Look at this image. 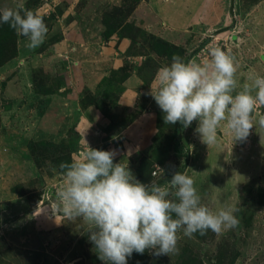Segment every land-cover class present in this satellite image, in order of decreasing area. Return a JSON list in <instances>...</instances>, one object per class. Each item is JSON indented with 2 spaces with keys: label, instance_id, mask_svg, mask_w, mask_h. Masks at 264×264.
<instances>
[{
  "label": "rangeland",
  "instance_id": "rangeland-1",
  "mask_svg": "<svg viewBox=\"0 0 264 264\" xmlns=\"http://www.w3.org/2000/svg\"><path fill=\"white\" fill-rule=\"evenodd\" d=\"M1 1H5L2 4L3 9H16L19 5H23L24 9L39 13L49 29L45 42L35 50L26 48L27 38H21L19 41L21 54L26 53L30 57L39 55L38 53L49 52L50 55L54 52L55 58L61 55L70 58L68 52L61 54L56 50L60 51L64 48L67 40L79 39L81 42L83 39L81 34L78 35L76 31H72V26L79 25L83 16L81 9L87 0H75L69 5L67 0H31L30 4L27 3L29 0ZM203 1H200V4ZM184 3L186 6L177 5L171 8L177 9V14L180 11L189 14L192 22L200 19L207 9V5L201 9L192 7L190 0H185ZM232 5L233 13L231 12ZM112 9L117 11L116 14L120 13L119 9L116 10V6ZM220 10L221 15H219ZM214 11L216 14L212 15L213 20L206 18V23L210 22L209 24L192 25L191 30H187V34L179 35L178 31L167 29L156 15L148 18L145 23L137 25L130 21L131 14L127 19L128 26L124 29L119 27L110 35L111 43L117 33L120 37L131 39L135 55H133V63L126 60L124 67L127 71L132 69V71L136 70L141 73L138 75L145 81V91L141 93L144 98L141 95L138 97L151 103L149 104L151 109L156 110L158 128L166 126L163 119L164 113L150 95V91L151 87H155L159 68L170 64L172 57L168 58L156 52L147 57L150 44L143 40L141 31H145L148 37L154 35L169 42L176 50H181V58L185 62H203L208 59L210 47H220L222 50L230 51L236 57V78L241 86L244 83H250L249 77L252 75L264 76V0H222L218 3L215 1ZM201 22H204L203 18ZM102 23L104 28L102 35L108 39L105 35L104 19ZM133 39L138 40V43L135 44ZM116 40L119 43L120 39ZM142 44L144 46L140 48ZM20 57L19 54L10 63V67L23 65L24 60L18 61ZM41 59L42 63L45 62L44 58L41 57ZM52 65L49 63L48 66H40L36 69L46 72V69ZM10 69L8 65L0 68V264H104L98 259L94 245L88 238L87 225L80 219L74 222L68 221L62 215L56 191L64 183L65 178L54 166L51 157L45 155L46 149L42 152V147L38 145L37 155L43 157L42 166L37 167L35 162L36 167L33 165L34 170L37 169V172L42 175L43 182H39L38 176L32 175L34 171L32 165L25 172L33 176L28 182L21 183L14 175L13 168L16 171L23 170L24 165L30 159L33 161L32 153L26 150L28 144L21 149V151L26 150L21 152L24 162L18 166L14 165L13 168L10 163L12 153L10 143L15 142H11V135L7 134V122L11 118L8 110L13 106V102H17L15 115L20 111L19 105L28 107L27 113L30 114L31 124L26 126L27 133L29 132L30 135L27 140L19 139L20 142L27 143L30 140H36L39 144H49L53 150L54 146L51 144L55 145L67 140L70 150L74 153V160L82 158L86 152L83 148L84 135L79 132V126L76 127L77 107L71 108L61 103V101H66V99H61V92L52 96L43 94L42 99L32 98L29 95H22L19 98L15 85L18 79L14 77V69L12 71ZM51 71L54 73V70L51 69ZM38 79L36 83L41 86L42 83L48 84V80L56 85L54 80L47 78L42 80V77ZM29 97L31 99L27 100ZM16 99L19 100L16 101ZM28 101L31 103L29 104ZM31 108L33 111L29 110ZM130 115H132L130 112L126 113L119 122L127 123ZM260 117H264V105L256 108L253 114L255 126L244 140H234L233 133L222 122L217 131V142L210 146L201 142L199 134L195 132L198 122L194 121L188 128L177 132L176 138H172L173 143L178 142L179 148H182L177 151L172 146L166 163L164 165L158 162L155 164L154 170L156 169L157 173L153 174V178L140 180L139 177L138 180L146 184L161 178H166L167 181L171 179L174 171L181 169V172L194 179L201 202L211 210L218 211L228 207L238 209L234 214L240 221L239 225L234 229L223 231L222 234L218 235L209 230L207 234L200 235L202 238L196 233L189 238L181 232L177 244L178 251L169 256H158L162 264H181L189 254L198 256L203 264H221L222 249L225 264H229L233 249L238 250L240 254L235 264H264V128L259 127ZM11 119L17 120L16 118ZM164 133L168 134V139H171L173 135L171 128H167ZM31 136L33 137L29 139ZM153 139L150 148L141 155L131 157L125 155L115 159V162L127 163L137 178L135 167L140 157L143 155L153 157L151 153L156 137ZM165 149L167 148L164 145L162 150ZM80 150H84L83 154L79 152ZM18 184L31 187L35 193L31 195L27 193L23 196L18 194L13 190V187ZM43 192L45 201L35 206L32 203L29 204L27 197L28 200H32V197L35 198L37 194L41 195ZM226 246H228L227 257L224 251Z\"/></svg>",
  "mask_w": 264,
  "mask_h": 264
},
{
  "label": "clouds",
  "instance_id": "clouds-1",
  "mask_svg": "<svg viewBox=\"0 0 264 264\" xmlns=\"http://www.w3.org/2000/svg\"><path fill=\"white\" fill-rule=\"evenodd\" d=\"M0 24L26 37L29 50L40 47L49 31L43 16L23 5L0 10ZM236 73V57L220 47H210L203 62H185L174 54L170 64L159 68L150 95L165 124L188 128L197 121L195 132L208 146L217 142L222 122L234 140H244L255 126L256 108L264 105V76L252 75L241 86ZM258 124L264 128V117ZM115 156V150L88 147L82 158L62 162L65 179L56 191L62 215L87 225L104 264H128L134 252L169 256L178 251L181 232L189 238L209 230L219 235L239 225L238 209L211 210L186 173L174 171L165 184H145L127 163H114Z\"/></svg>",
  "mask_w": 264,
  "mask_h": 264
},
{
  "label": "crops",
  "instance_id": "crops-1",
  "mask_svg": "<svg viewBox=\"0 0 264 264\" xmlns=\"http://www.w3.org/2000/svg\"><path fill=\"white\" fill-rule=\"evenodd\" d=\"M74 1L68 2L67 0V4L69 5V3H73ZM184 1L139 0L133 10L130 21L139 25L156 15L157 19L160 18L162 24L167 29L171 28L178 31L179 35L187 34V30H191L192 25L205 26L209 24L210 22L206 23V18L213 20V16L216 14L214 11L215 1L218 3L222 0H204L202 4H200L202 0H190L192 7L196 9H201L207 5V9L200 16V19L195 22H192L188 16L189 14L184 11L179 10L180 13L177 14L178 10L171 8L177 5L186 6ZM123 4L124 0H87V2H84V6L81 9L83 16L80 19L79 25H76V27L72 26L73 32L76 31V34H81L80 36L83 37L82 41L80 42L79 39L67 40L64 48L60 51L56 50V52L61 54L68 52L70 58L64 59L62 56L55 58L54 52L50 55L49 52H46L29 57L28 54H21L20 51L21 57L18 61L24 60V64L18 65V69L17 67L12 68L8 64V67L11 68L10 71L14 69V77L18 79V82L15 80L16 83L13 81L19 93L17 96L21 98L22 95H29L32 98L42 99L43 94L38 93L35 89L33 71L37 67L48 66L49 63H52V67L47 68L45 73L56 82L57 89L47 95H58L57 92H61V99H66L65 102L61 101V103L66 104L67 107H77L78 122L76 123V127L79 126V132L84 135L83 148L86 151L88 147L115 150V159L125 155L130 157L137 154L141 155L150 148L152 139L153 137L155 138L159 130L157 123L158 114L156 110L151 109L149 105L151 103L143 100L144 96L141 94L145 91V81L138 75L141 73H138L136 70L132 71L131 69L127 71L129 75L126 79L120 82L117 78L108 81L110 80L108 77L111 76L114 70L124 67V64L127 63L126 60L132 64L133 55H135L130 38L120 37L119 33H117L115 34L114 41L111 43L112 37L105 39L102 35L104 30L102 23L104 12ZM219 15H221V10ZM201 18L204 19L203 23L201 22ZM177 37L179 36L177 35ZM117 38L120 39L119 43H117ZM41 57L45 59V62L42 63ZM51 69L54 70V73ZM100 88L103 89L104 94L107 91L114 90V95L112 94L113 96L108 99L113 101V104L108 108V114H104L102 109L93 104L82 107V103L80 102L81 95L85 89L96 92ZM138 95H141L143 98L139 99ZM30 97L27 100L31 99ZM18 100L16 99V101ZM16 103H12L13 106L9 108L8 115L17 120L10 118L7 122V134L11 135L10 138L12 139L10 141L15 142L10 143L12 144L10 157L12 168L14 165L17 164L18 166L21 162H24L21 152L29 150L27 146L29 142L22 143L19 139L22 141L27 140L30 134H28L29 132L27 133L26 126L27 124H31L30 114L27 113L28 107L25 105L23 107L19 105V113L14 114ZM29 110L33 111L32 108ZM129 112L132 115H130L128 122L125 124L120 123V118ZM119 114L121 115L120 117L118 116ZM1 126L3 127V124ZM31 138L32 136L29 139ZM25 144L27 146L26 150L21 151ZM79 144L81 146V143ZM83 151L80 150L79 152L83 154ZM13 170L16 173L14 168Z\"/></svg>",
  "mask_w": 264,
  "mask_h": 264
},
{
  "label": "trees",
  "instance_id": "trees-1",
  "mask_svg": "<svg viewBox=\"0 0 264 264\" xmlns=\"http://www.w3.org/2000/svg\"><path fill=\"white\" fill-rule=\"evenodd\" d=\"M30 1L31 0H29L27 3L30 4ZM138 1L139 0H124V4L122 6H116V10L119 9L118 10L120 12L119 14H116L117 11H114L113 9L109 12L104 13L103 19H104V24L106 25V30H105L106 38H109L110 35H112V33L117 30V28L122 27V29H124V27L126 28L128 26L127 19H129L128 17L133 13V10L138 4ZM1 2H0V10H3L2 4L5 1H1ZM141 32H142V36L144 37L143 40H145V42L150 44V49H148L149 52L147 57H149L150 56L149 54L153 52H156L161 55H166V57L168 58H171L174 54H179L180 56H182L181 50H176V48L173 45L169 44V42L167 43L166 41H163L161 40V38L156 37L154 35H149L148 37L145 31H141ZM21 38H23V36L17 35L16 32L12 28H10L8 24H0V68L5 67L8 64L12 63L14 59L19 56L20 54L19 41ZM133 41L135 44L138 43V40L133 39ZM143 46L144 44H142L139 47L143 48ZM62 57L64 59H67L64 56ZM39 71H40L39 69H34L33 71L34 84L36 83V79L40 77H42V80H45L46 78L50 79V77H48L45 71L44 72L42 71L39 72ZM128 75L129 74L127 72V68L124 67L119 70H114L111 76L108 77V79H110L108 81H112L117 78L120 82L126 79ZM50 80L53 79L51 78ZM38 81L39 79L37 80V82ZM35 89L38 93L50 94L56 91L57 85L50 83V81L48 80V84L42 83V86L36 83ZM112 94L114 95L113 89L111 91L105 92V94L102 88H100L96 92H92L90 90L85 89L81 95L80 101L82 103V107H87L89 104H93L96 105L98 108L102 109L104 111V114H108V108L110 105L113 104L112 100H108L111 96H113ZM0 123H1V118H0ZM177 123L174 125L166 124V126H164L163 128L161 127L159 128L158 133L155 136L156 140L154 141V146L151 153L153 157H151V155H143L140 157L139 161L137 162V165L135 167V171L137 173V179H139V177L140 180L141 179L149 180L153 178V174L155 171L154 170L155 164L158 162L164 165L173 147L177 151H179L180 148H182V147L179 148L180 144L178 142L177 144L173 143V139H172L174 137L175 138L177 137V132L183 130L182 125L179 122ZM167 128H171L173 131V135L171 139L170 138L168 139V134L164 133L165 131H167ZM3 131L4 130L2 129V133ZM38 145L42 147V152L44 151V149H46L45 155H47V157H51L54 166L58 169L59 172H61V175H64V170L61 169L60 167L61 163L62 162L70 163L74 160V153L72 150H70L69 148L70 145L67 142V140L66 142L62 141L59 144H55V145L51 144L52 146H54L53 150L52 147H49V144L47 143L39 144L36 140H30L28 143V148L32 153L33 161L30 159L28 163L24 165L25 170L18 169V171H16L18 181L21 183L28 182L30 180L29 178H32L33 176L34 177L38 176L39 182H43L42 175L39 172H37V169L35 171L33 168L34 162L37 167L42 166L41 162L43 160V157L37 155ZM164 145L167 149L162 150ZM31 165L34 170L32 173L33 176H29L25 174V172L28 170V167H30ZM179 171L181 172L182 170L180 169ZM16 173L14 172V175H16ZM165 179L166 178H161L158 180L155 179V183H159V184L165 183L166 181ZM13 190L15 192L17 191L18 194L20 193V195L22 196L26 195L27 193H29L27 195H31L32 193H35L33 192L34 190L31 187H28L25 184L24 185L18 184L16 187L15 186L13 187ZM27 201L29 202V204L32 203L33 206H35V204L41 201H45L44 192L41 195L37 194L35 198L32 197V200H28L27 197ZM196 234L200 236L199 233ZM224 251H225V256L227 257L228 246H226V249H224ZM231 252L232 255L229 264H235L237 263L240 254L239 251L235 249H233ZM222 253L223 256L222 257L219 256L221 259L220 263L225 264L226 262H223V258H224L223 249H222ZM128 264H162V261L158 256L152 255L150 251H145V253L142 255L134 252L133 255L128 259ZM181 264H203V263L198 256L194 254H189Z\"/></svg>",
  "mask_w": 264,
  "mask_h": 264
},
{
  "label": "water",
  "instance_id": "water-1",
  "mask_svg": "<svg viewBox=\"0 0 264 264\" xmlns=\"http://www.w3.org/2000/svg\"><path fill=\"white\" fill-rule=\"evenodd\" d=\"M231 12L233 13L234 11H233V5H232V7H231Z\"/></svg>",
  "mask_w": 264,
  "mask_h": 264
}]
</instances>
